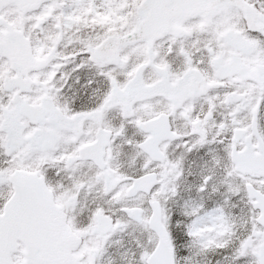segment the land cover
<instances>
[{
  "label": "snow or ice",
  "instance_id": "obj_1",
  "mask_svg": "<svg viewBox=\"0 0 264 264\" xmlns=\"http://www.w3.org/2000/svg\"><path fill=\"white\" fill-rule=\"evenodd\" d=\"M0 264H264V0H0Z\"/></svg>",
  "mask_w": 264,
  "mask_h": 264
}]
</instances>
